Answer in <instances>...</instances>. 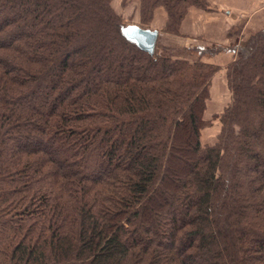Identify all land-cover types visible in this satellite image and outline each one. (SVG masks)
<instances>
[{"label": "trees", "instance_id": "1", "mask_svg": "<svg viewBox=\"0 0 264 264\" xmlns=\"http://www.w3.org/2000/svg\"><path fill=\"white\" fill-rule=\"evenodd\" d=\"M111 1L0 0V264H264V29L204 145L217 67L142 50ZM196 1L143 6L176 30Z\"/></svg>", "mask_w": 264, "mask_h": 264}, {"label": "rangeland", "instance_id": "2", "mask_svg": "<svg viewBox=\"0 0 264 264\" xmlns=\"http://www.w3.org/2000/svg\"><path fill=\"white\" fill-rule=\"evenodd\" d=\"M237 1H240V5L237 6L235 14L225 18L223 10L219 11V9L222 6L224 7L229 0H197L188 5L176 30L172 26L174 16L170 15L164 4H158L149 13L143 6V0L111 1L112 7L121 19V25L136 23L144 27L159 28L162 35H160V44L163 49L158 44L155 52L174 60L181 59L190 63L202 62L217 67L208 85L209 92L206 100V109L202 116L203 119L208 121L201 130V140L204 145H212L217 141L221 130L219 116L233 100V92L228 79V66L237 60L243 45L225 50L217 44L235 38L236 35L245 40L244 42L248 41L252 35L260 31L253 27L254 21L251 18L255 14H258L255 16L259 18L260 16L264 17V0ZM221 18L226 19L227 24L229 22L236 23V21L237 24L229 31L227 29L231 24L224 29L220 27L210 29L207 27L206 33L200 36H197L194 29H192V25H197V20L209 26L215 19L221 21ZM241 19L246 20V23L237 26ZM201 42L209 46V50L205 54H198L193 48L194 43ZM231 50H235L234 55H232L233 51Z\"/></svg>", "mask_w": 264, "mask_h": 264}, {"label": "crops", "instance_id": "3", "mask_svg": "<svg viewBox=\"0 0 264 264\" xmlns=\"http://www.w3.org/2000/svg\"><path fill=\"white\" fill-rule=\"evenodd\" d=\"M238 5H240V1L238 2L237 0H229V2L225 3L224 7L222 6L221 9H219V11L223 10V15L225 16V18H227L231 14H235V11H236V8H238L237 7ZM255 15H258V14H255ZM255 15H253V17L251 18V20L253 19V21H254L253 27H255L256 30H263L264 29V17L260 16V18H259V17L255 16ZM220 20L221 21L215 19L214 22H212V24H209V26L204 25V23H202V21L199 22V20H197L196 21L197 25H195V26L192 25V29H194V32L197 34V36H200L201 34L206 33L207 27H209L210 29L219 28V27L224 29V28H228L229 25L231 24V26L227 29L229 31L232 28H234L235 25L237 24V21H236V23L229 22L227 24V20L226 19L221 18ZM245 23H246V20H242L241 19L240 23L237 26H240L241 24L244 25ZM186 26L184 27V30H185ZM156 29L159 30V28H156ZM160 35H161V33H160V30H159V37H158V40H157V46L159 44V46L163 49V46H161V44H160V40H161L160 39ZM244 41L245 40H243L240 36L236 35L235 38H232V39L227 40V41H222L221 43H219L217 45H219L220 47H222L225 50L226 49L229 50V48L230 49L231 48L234 49V47H238L241 44H244L245 43ZM193 45H194L193 48L195 49V51H197L198 54H200V53L201 54L202 53L205 54V52L207 50H209L208 49L209 46L205 45L203 42L194 43ZM231 51H233L232 55H234L235 54V50H231Z\"/></svg>", "mask_w": 264, "mask_h": 264}, {"label": "water", "instance_id": "4", "mask_svg": "<svg viewBox=\"0 0 264 264\" xmlns=\"http://www.w3.org/2000/svg\"><path fill=\"white\" fill-rule=\"evenodd\" d=\"M121 34L130 42L142 50L153 54L156 49L159 30L151 27H144L136 23H127L120 26Z\"/></svg>", "mask_w": 264, "mask_h": 264}]
</instances>
